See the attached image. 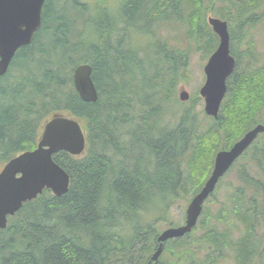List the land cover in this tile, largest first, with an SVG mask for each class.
Returning <instances> with one entry per match:
<instances>
[{"label": "trees", "instance_id": "obj_1", "mask_svg": "<svg viewBox=\"0 0 264 264\" xmlns=\"http://www.w3.org/2000/svg\"><path fill=\"white\" fill-rule=\"evenodd\" d=\"M205 1L206 9L233 25L236 68L228 93L209 127L193 108L172 114L176 123L165 122L164 105L177 101L178 84L187 79L189 41L209 55L219 44L206 21ZM91 10L81 0H45L33 42L21 46L0 75V169L35 149L43 123L54 114L78 119L87 135L84 155L60 151L53 157L70 174L68 192L56 196L45 189L0 228V264H145L155 241L154 220L169 219V206L188 191L190 178L200 190L220 149L264 123L257 119L264 110V66L255 69L253 47L241 53L233 49L241 43L242 30L264 18V0H121L119 18L103 12L97 19ZM116 20L122 35L115 39ZM85 25L94 26L96 37H86ZM173 27L187 48L158 33ZM132 28L148 34V44L135 48ZM82 63L92 65L97 101H84L75 89L73 73ZM260 136L241 157L249 151V161L233 166L239 182L231 213L224 217L236 228V220L246 224V234L236 241L238 256L246 259L255 253L251 239L264 225ZM222 233L213 238L209 231L202 242H219L226 235L228 241L216 246L222 249L231 243ZM182 253L183 263L163 264H201L187 245Z\"/></svg>", "mask_w": 264, "mask_h": 264}, {"label": "water", "instance_id": "obj_2", "mask_svg": "<svg viewBox=\"0 0 264 264\" xmlns=\"http://www.w3.org/2000/svg\"><path fill=\"white\" fill-rule=\"evenodd\" d=\"M44 3L45 0H0V75L8 71L17 50L33 42L42 24ZM208 23L220 40L204 67L206 81L200 95L205 100L206 114L217 118L228 91L227 79L236 68V59L231 54L228 22L209 16ZM92 70L91 64L82 63L73 73L75 89L86 102L98 99ZM179 99H190V93L184 87L179 92ZM263 132L264 124L258 123L231 148L217 152L210 177L187 207L185 223L169 227L159 235V246L147 264L158 263L168 239L192 232L205 201L215 191L219 180ZM86 146V133L78 119L66 114H54L47 119L35 149L16 155L0 169V228H6L9 216L15 215L24 203L37 198L45 189H50L56 196L67 193L70 174L53 157L60 151L80 156Z\"/></svg>", "mask_w": 264, "mask_h": 264}, {"label": "rangeland", "instance_id": "obj_3", "mask_svg": "<svg viewBox=\"0 0 264 264\" xmlns=\"http://www.w3.org/2000/svg\"><path fill=\"white\" fill-rule=\"evenodd\" d=\"M89 4L90 9H93V11H90V15L96 14V18H100L101 14L103 12L107 13L109 17H120V4L121 0H81ZM100 1V2H98ZM102 3V4H97ZM209 6V3L205 1V4L203 3V7L205 9V17L206 21L208 22L209 16H214L221 18V15L217 12H213L212 10L209 11V9H206V7ZM101 12V13H100ZM88 14V15H89ZM89 15V16H90ZM95 17V16H94ZM118 20V19H117ZM116 20V21H117ZM258 23H253L246 27L245 30H242L243 32V38L241 39L240 45L235 43V46L233 45L234 51L241 53L245 49L248 50V48L253 47L254 55L257 57V62H254L256 64L255 69L262 68L264 66V18L256 21ZM118 21L115 24V28L113 29V38H119V36L122 35V25L118 24ZM211 27V26H210ZM233 25H229L230 33L232 31ZM181 33H183V26H179ZM171 29V28H170ZM130 31V38H133V42L135 44V48L144 47L146 44H148L149 40L151 39L148 34H144L143 31L137 32L135 29H131ZM164 36H170L171 35V42L173 44L179 45L180 47H188V42L186 40H180L177 41L176 35L179 32L176 27H173V29L167 30L165 28L159 29L158 33ZM85 35L86 37L91 35L93 37H96L95 29L93 25H85ZM114 39V40H115ZM136 41H135V40ZM113 40V39H112ZM190 44V58L188 61V69L185 70V75L187 77L186 80L183 82L180 81L177 87L176 91V99L177 101H174L173 103H169L164 105L163 110L164 112L169 113L166 118V121H171L172 123L177 122L176 117H172L175 112L179 111L177 116L181 113V111L193 108L195 111L199 114L198 119L200 120L201 124L205 127H209L210 125H213V122L208 116L204 110L205 107V101L203 97L200 95V89L204 85L206 81V73L204 71V67L210 57L208 52H205L204 49L199 48L197 49L194 42L189 41ZM246 60V59H245ZM232 76V75H231ZM230 76V77H231ZM229 77V78H230ZM227 79V83L228 80ZM185 88L190 94V99L187 101H181L179 99V92L182 88ZM228 93V92H227ZM227 95V94H226ZM226 97V96H225ZM194 111V112H195ZM173 114V115H172ZM48 117L47 119H49ZM46 119V120H47ZM257 119H263L264 120V110L262 114H258ZM45 120V122H46ZM44 122V123H45ZM43 123V125H44ZM259 123V122H257ZM256 123V124H257ZM43 125L41 128V132L43 129ZM202 130V129H201ZM40 132V134H41ZM264 134V133H263ZM261 137V136H260ZM249 151L245 154L247 157L240 158V162L237 163L240 167L245 162L249 161ZM236 164V165H237ZM187 162L183 164L184 170H187ZM213 169V168H212ZM212 172V171H211ZM251 172H255L254 167L252 166ZM237 168L236 166L229 171V173L224 176V179L221 180L215 190V192L210 196V198L206 201L204 205L205 212L204 215H202L199 224L197 228L191 233L189 236V239L186 240L183 245H187L189 248L193 249L195 252V256H198V263L203 264V261L205 264H210L209 260L206 258L207 256H211L213 258L214 255H211L212 253V247L210 248V251L208 250V244L202 242L205 240V235L209 233L210 236L214 238L215 235H219L221 232L230 231L229 233V242L231 243H237L238 238L245 234V228L246 224L242 222L240 219L236 220V223L238 224L235 226V222L232 223L231 219H227L225 221V216H228L229 213H231V206L233 205L231 201V196L234 190L235 185H237ZM210 176V175H209ZM205 183V182H204ZM188 191L184 193V196H180L176 203H173L172 206H169L170 211L168 213L169 219L166 220L164 218L155 219L153 224L155 225L153 227L154 231H156V236L158 233H160L162 230L170 227V226H179L184 224L186 219V211L189 203L194 198V196L202 189L196 190V186L193 183L192 178H190V181H188ZM204 185V184H203ZM156 202L159 201V196L154 198ZM162 203V200H161ZM160 204V202H159ZM151 213L148 211L147 214ZM155 214H150L148 216V219L153 221V216ZM233 217V214H230ZM235 221V220H234ZM229 228V229H227ZM236 228V229H235ZM228 241L226 235L223 237H220V241ZM252 242L254 243L255 247V253L252 255V257L248 258L247 261H245L244 264H264V225L261 224L260 227L257 229V234L255 237H253ZM183 247V246H182ZM153 252V248L150 253H148L147 256L151 255ZM220 262L218 264H239L238 262H235V257L233 253L226 249L224 252V256L220 258ZM174 262L173 261V255L170 252H164L160 257V262ZM216 263V262H215ZM214 264V263H212ZM217 264V263H216Z\"/></svg>", "mask_w": 264, "mask_h": 264}, {"label": "flooded vegetation", "instance_id": "obj_4", "mask_svg": "<svg viewBox=\"0 0 264 264\" xmlns=\"http://www.w3.org/2000/svg\"><path fill=\"white\" fill-rule=\"evenodd\" d=\"M254 127V126H253ZM251 129V128H250ZM248 131V130H247ZM246 131V132H247ZM245 132V133H246ZM264 133V132H263ZM263 133H260L259 135H258V137H257V139L256 140H258V138H259V136L261 135V134H263ZM255 142V141H254ZM254 142L252 143V145L254 144ZM252 145H251V147H252ZM251 147H249V148H251ZM248 150V149H247ZM242 157V156H241ZM240 159V158H239ZM239 159L235 162V164L239 161ZM226 174H228V173H226ZM226 176V175H225ZM224 179V177H222L220 180H219V182L221 181V180H223ZM237 182H239V181H237ZM205 184V183H204ZM204 186V185H203ZM202 186V187H203ZM210 198V197H209ZM208 198V199H209ZM207 199V200H208ZM205 203H206V201H205ZM205 205V204H204ZM205 209V208H204ZM186 215H187V211H186ZM185 221H186V219H185ZM185 223V222H184ZM198 224H199V221H198V223H197V226H198ZM183 225V224H182ZM180 226V225H179ZM197 226H195L194 228H193V230H192V232L195 230V228H197ZM170 227H175V226H170ZM169 228V227H168ZM167 229V228H166ZM166 229H164V230H166ZM227 229H229V228H227ZM236 229V228H235ZM131 230H133V229H131ZM164 230H162L160 233H158L157 234V236H155V241H154V243H153V252L151 253V255H149L148 257H147V259H146V262H145V264H147L148 263V261L150 260V257L152 256V254L157 250V248H158V246H159V242H158V237H159V235L164 231ZM192 232H190V233H188V234H186L185 236H183V237H179V238H172V239H168L166 242H165V244H164V249H163V252H162V254L166 251H168V252H170L172 255H173V261L174 262H177V263H183V260H184V257H183V253H182V251H183V247L182 246H186V245H183V244H186V243H184V241H186L187 239H189V236L191 235V233ZM226 232H227V235H229V233H230V231H227L226 230ZM220 234H223L224 235V233H220ZM246 234V233H245ZM244 234V235H245ZM244 235H242V236H244ZM242 236H240V237H242ZM221 237H223V236H221ZM239 237V238H240ZM206 238H207V236H206ZM184 240V241H183ZM219 240V242H214V243H209L208 244V250L210 251V248L212 247V254L211 255H214L213 256V258H211V256L209 255V256H207L206 258L209 260V263L210 264H212V263H214V264H218L219 262H220V258H222L223 256H224V252H225V250L226 249H229L232 253H233V255H234V257H235V262H238L239 264H244L245 263V261H247L248 259H246L245 258V256L243 255H241V257H239L238 256V253H237V251H236V249H237V247H238V245H237V243H229V244H227V245H225L222 249H220V248H217L216 246H219L220 244H221V241H220V239H218ZM223 241V240H222ZM231 242V241H230ZM171 248L172 249H174L173 250V252L171 251ZM191 253V252H190ZM161 254V255H162ZM184 255H187V254H184ZM253 255V254H252ZM161 257V256H160ZM216 262V263H215ZM164 262H160V258H159V261H158V263H155V262H153L152 264H163Z\"/></svg>", "mask_w": 264, "mask_h": 264}]
</instances>
